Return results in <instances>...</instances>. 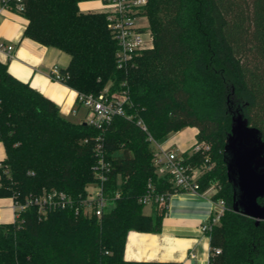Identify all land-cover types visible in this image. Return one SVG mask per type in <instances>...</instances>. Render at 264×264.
<instances>
[{
  "label": "trees",
  "instance_id": "trees-1",
  "mask_svg": "<svg viewBox=\"0 0 264 264\" xmlns=\"http://www.w3.org/2000/svg\"><path fill=\"white\" fill-rule=\"evenodd\" d=\"M83 0H1L28 20L24 36L70 56L63 83L79 93L125 90L131 118L116 115L105 129L66 118L58 105L0 61V197L23 202L30 194L57 189L76 200L98 177L97 145L110 163L104 183L108 205L101 216L36 206L12 222H0V264H178L124 258L131 230L158 232L166 207L140 201L148 192L175 193L169 175L153 164L152 137L163 142L175 131L196 127V142L210 144L211 169L200 192L227 209L208 231L209 264H264V220L232 208L233 186L224 160L232 108L240 104L264 139V0H147L154 45L127 71L116 64L117 43L103 11L79 9ZM147 126L143 130L137 121ZM102 136L100 140L98 137ZM182 154L192 165L204 155ZM261 201V198L259 199ZM220 249L219 253L215 250Z\"/></svg>",
  "mask_w": 264,
  "mask_h": 264
},
{
  "label": "crops",
  "instance_id": "crops-1",
  "mask_svg": "<svg viewBox=\"0 0 264 264\" xmlns=\"http://www.w3.org/2000/svg\"><path fill=\"white\" fill-rule=\"evenodd\" d=\"M78 6L83 12L104 10L102 0H83ZM27 24L28 20L24 16L4 7L0 0V42L14 47L9 54L0 49V61L7 65L9 72L16 78L28 82L34 89L55 102L66 118L73 122L85 121L88 110L77 100L78 91L50 77L51 68L54 65L66 68L70 56L56 47L45 46L25 37ZM189 130L192 131V137L190 136L192 141L186 145L189 140L186 131ZM197 132L196 127L190 126L172 132L171 137L169 135L162 142V146L183 153L194 145ZM5 154L0 149V161L4 159ZM214 192L209 189L205 193L178 191L170 194L160 231H129L124 258L178 264H209V236L202 231L201 225L212 217L214 202L211 196ZM150 207L151 213L153 207L151 205ZM11 208L13 212V202ZM2 220L0 207V222H5ZM191 252H195L196 255L191 257Z\"/></svg>",
  "mask_w": 264,
  "mask_h": 264
},
{
  "label": "built area",
  "instance_id": "built-area-1",
  "mask_svg": "<svg viewBox=\"0 0 264 264\" xmlns=\"http://www.w3.org/2000/svg\"><path fill=\"white\" fill-rule=\"evenodd\" d=\"M21 1L17 0L19 9L22 8ZM102 3L103 12L107 15V26L117 43L116 64L118 68L127 71L133 66L136 57L142 51L150 49L154 45L148 19L141 13L142 7L147 3V0H102ZM142 18L147 20L146 25L140 23ZM0 49L5 50L9 54L14 47L0 42ZM50 77L62 82L64 76L61 73V68L54 65L51 68ZM77 100L88 110V116L85 121L102 130L116 115L127 118L132 117L127 111V105L131 104V100L125 90H122V92H111L109 86H107L96 95L78 92ZM137 123L143 130H147L146 124L141 119ZM101 138L102 136H99L98 140ZM148 138L152 141L155 148L153 164L157 173L159 175H169L176 191L200 192L199 179L206 170L211 169L213 166L209 154L210 144L206 142L194 143L191 152L202 153L204 160L200 165H192L184 160L182 153L163 147L162 142L156 141L151 134L148 135ZM97 151L99 158L95 165V172L98 179L87 185L85 197L76 200L72 195L64 191L44 189L38 194H30L23 202L13 199L14 220L19 218L21 211L30 206H36L43 214L54 209L71 207L75 209L76 213L83 212L86 215L101 216L108 205L103 186L108 179L111 165L104 160L100 144L97 145ZM170 194V192H148L141 197L140 201L145 205H156L164 208L167 206ZM213 202L214 211L211 219L201 225V229L205 233H208L213 224L218 223L220 216L227 209L225 199L221 198L213 200ZM215 252L219 253L220 249H216ZM195 255V252L190 253L191 257Z\"/></svg>",
  "mask_w": 264,
  "mask_h": 264
},
{
  "label": "water",
  "instance_id": "water-1",
  "mask_svg": "<svg viewBox=\"0 0 264 264\" xmlns=\"http://www.w3.org/2000/svg\"><path fill=\"white\" fill-rule=\"evenodd\" d=\"M228 103L231 131L223 155L233 186L232 208L258 224L264 220V139L261 130L249 123L242 106L232 108L229 98Z\"/></svg>",
  "mask_w": 264,
  "mask_h": 264
},
{
  "label": "rangeland",
  "instance_id": "rangeland-1",
  "mask_svg": "<svg viewBox=\"0 0 264 264\" xmlns=\"http://www.w3.org/2000/svg\"><path fill=\"white\" fill-rule=\"evenodd\" d=\"M140 23H142V25H146L147 20L145 18H142L140 20ZM82 108H84V107L82 106ZM186 132H188V134H189V140H187V143H186V145H187V144H189L192 141L191 138H190V136L192 135V131L189 130V131H186ZM169 137H171V135ZM152 148L155 149L154 146H152ZM0 149H1L2 153H5L4 145L2 144V142H0ZM4 158H5V155H4ZM210 191H215V189L211 188ZM12 202L13 201H12V199L10 197H0V207L2 209V219H3L2 221L12 222V220H14L13 212H12V208H11ZM150 211H151V207L149 205H145L144 206V212L145 213H150Z\"/></svg>",
  "mask_w": 264,
  "mask_h": 264
}]
</instances>
